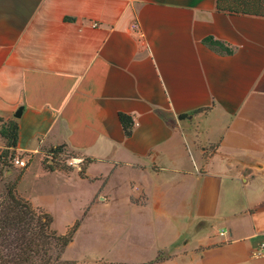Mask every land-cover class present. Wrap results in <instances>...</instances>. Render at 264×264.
Masks as SVG:
<instances>
[{"label":"crops","instance_id":"obj_1","mask_svg":"<svg viewBox=\"0 0 264 264\" xmlns=\"http://www.w3.org/2000/svg\"><path fill=\"white\" fill-rule=\"evenodd\" d=\"M15 118V151L32 159L7 176L59 233L80 222L64 261L264 264L263 15L217 0H0V126ZM58 147L80 168L48 163Z\"/></svg>","mask_w":264,"mask_h":264},{"label":"trees","instance_id":"obj_2","mask_svg":"<svg viewBox=\"0 0 264 264\" xmlns=\"http://www.w3.org/2000/svg\"><path fill=\"white\" fill-rule=\"evenodd\" d=\"M237 4L238 1L217 0L220 10L264 16V12L239 9ZM204 41L220 51L227 53L232 51L223 41L213 36L205 38ZM119 118L126 135H130L132 117L120 113ZM18 129L16 118L1 123L0 133L5 140V147L0 153L2 167L10 165L8 157L16 154ZM50 151L64 152L62 147ZM6 190V195L0 198V264H51L55 255L60 258L73 241L80 222L74 223L66 233H59L53 227L51 214L34 207L28 199L19 194L16 181H13L12 185H7Z\"/></svg>","mask_w":264,"mask_h":264},{"label":"rangeland","instance_id":"obj_3","mask_svg":"<svg viewBox=\"0 0 264 264\" xmlns=\"http://www.w3.org/2000/svg\"><path fill=\"white\" fill-rule=\"evenodd\" d=\"M233 1L239 2V4H237V7L239 9H244V10H248V11H255V12H260V13L264 12V0H233ZM72 156L73 155H70L68 152L64 153L63 155L60 156V163L65 161L66 159L72 157ZM64 164L67 165L66 162ZM13 168L14 167H11V165H5L4 167H2L0 165V198L4 197L6 195L7 185H12V183H13V180L10 179L6 174L8 170L13 169ZM55 225L58 228L64 230L68 225H70V222H67V217L65 216V217L59 218V221ZM85 246L87 247V249L91 248V246H92L91 239H87V244ZM79 251H81V250H79ZM72 253L73 252H71V254ZM79 253H81V252H79ZM84 254L87 256L89 255V258L92 259L91 261L96 260L94 254H92L90 252H85ZM51 264H76V262H66L63 260V255L60 258H57L55 255Z\"/></svg>","mask_w":264,"mask_h":264},{"label":"built area","instance_id":"obj_4","mask_svg":"<svg viewBox=\"0 0 264 264\" xmlns=\"http://www.w3.org/2000/svg\"><path fill=\"white\" fill-rule=\"evenodd\" d=\"M97 25L98 24L96 22L93 23L94 27ZM132 27L138 33L139 38H140V42L144 43V34H143V32L140 31L139 24L137 22H135ZM60 156L61 155L58 154L57 152L50 151L49 153H47L45 155V160L48 163L55 164L57 162H60ZM31 159H32L31 155H29V154H18L17 152H16V154H14V156L8 157V160L10 162L9 164L11 165V167H20V168H27L29 166V164L31 163ZM63 162L64 163L66 162L67 165L78 166L80 168V165L82 163V159L75 157V156H72ZM262 247L264 248V244H262ZM259 253L261 254L264 252H259Z\"/></svg>","mask_w":264,"mask_h":264},{"label":"water","instance_id":"obj_5","mask_svg":"<svg viewBox=\"0 0 264 264\" xmlns=\"http://www.w3.org/2000/svg\"><path fill=\"white\" fill-rule=\"evenodd\" d=\"M22 110H23V108H20V109L15 113V117H16V118H19V117L21 116V114H22Z\"/></svg>","mask_w":264,"mask_h":264}]
</instances>
